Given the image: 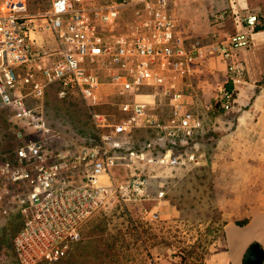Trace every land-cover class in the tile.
I'll list each match as a JSON object with an SVG mask.
<instances>
[{
    "label": "built area",
    "instance_id": "obj_1",
    "mask_svg": "<svg viewBox=\"0 0 264 264\" xmlns=\"http://www.w3.org/2000/svg\"><path fill=\"white\" fill-rule=\"evenodd\" d=\"M176 1L53 0L50 9L38 12L30 10L28 0L0 2L1 103L21 127L45 132L44 107L38 103L57 84L62 96L73 90L86 101L99 133L96 144L76 153L55 151L38 138L4 150L0 139L2 191L18 204L24 219L14 239L19 264H54L71 255L86 222L118 190L112 182L117 150L133 140L136 130L156 132L145 149L132 151L136 159L162 166L198 162L191 152L179 157L171 144L188 142L203 128V121L188 113L181 86L209 55L228 65L218 102L225 111L237 108L240 89L248 84L239 51L253 44L259 16L244 15L235 1L217 11L214 20L223 26L233 16L235 32L217 31L208 44L198 39L187 45L172 11ZM126 10L134 19L125 23L121 16ZM107 85L138 92L150 88L154 103H123L121 109L133 118L112 120L97 110L105 103ZM163 99L171 106L169 122L157 112Z\"/></svg>",
    "mask_w": 264,
    "mask_h": 264
},
{
    "label": "rangeland",
    "instance_id": "obj_2",
    "mask_svg": "<svg viewBox=\"0 0 264 264\" xmlns=\"http://www.w3.org/2000/svg\"><path fill=\"white\" fill-rule=\"evenodd\" d=\"M28 1L32 12L46 11L53 3V0ZM245 3L246 8L242 13L257 14L260 18L257 32H264V0H245ZM221 8L219 10L228 6ZM219 10L210 15L212 25H215V13ZM223 26H227L231 31L235 30L234 17H229ZM212 35L203 43H210ZM262 37L264 42V34ZM259 51L264 55V46L259 48ZM206 60L197 67L204 65ZM242 61L249 73L247 61ZM253 73L262 75L263 78L258 83L264 84V62L259 60ZM104 77L106 78V75ZM193 77L194 74L185 79L181 86L187 99L188 113L192 117L200 118L204 122L215 117L218 110L225 118H237L234 111L217 109L219 96L209 100L212 108H199L197 105L198 108H195ZM60 91L59 85H52L44 100L38 103L44 107L47 124L45 132L21 127L10 108L0 101L1 148L16 149L29 138L42 139L55 151L69 150L72 153L84 146L96 144L99 133L86 101L76 91L71 90L65 96H62ZM258 91L261 89L258 88ZM144 92L147 91L142 89L138 92L106 86L105 103L98 106L97 110L109 114L115 121L131 119L133 115L123 112L121 105L149 101ZM32 104L36 105L37 102ZM158 106L156 108L162 122L171 121L172 110L168 100L163 99ZM155 137L156 132L153 130L138 129L133 140L117 150L120 158L115 160L112 182L118 190L110 196L106 205L86 222L83 238L71 255L54 264H84L90 259L98 261L95 259L97 254L100 250H107L109 246L111 256L104 259V264H148L152 259L158 264H185L184 257L187 252H194V259L186 256L187 264L192 261L195 264L197 259H203L204 264H207L211 255L219 250H227L225 240L220 238V232L223 223L232 220L239 225L253 220L247 227H229L228 238L232 257L239 256L243 245H249L254 240L264 245V185L261 184L264 177L261 178L262 181H258L253 175L239 173L235 160L224 159L222 164L215 166L214 161L207 164L189 162L162 166L132 156V151L145 149L147 143ZM171 145L179 157L186 152H199V147L197 149L193 139ZM142 180H146V184L138 187ZM162 199L170 200L175 206L174 217L166 220L149 213ZM22 222L18 204L11 196L4 195L0 184V244H3L0 250V264H19L14 239Z\"/></svg>",
    "mask_w": 264,
    "mask_h": 264
},
{
    "label": "crops",
    "instance_id": "obj_3",
    "mask_svg": "<svg viewBox=\"0 0 264 264\" xmlns=\"http://www.w3.org/2000/svg\"><path fill=\"white\" fill-rule=\"evenodd\" d=\"M235 1L240 5L243 12L246 8L245 0H177L172 5V11L182 25L187 38L186 44L191 45L192 42L198 39L203 41L210 39L212 33L217 31L222 35L235 32V21V30L233 31L229 30L227 26L217 28L210 23L212 13L217 9H222L221 7L224 5L229 8ZM132 19H134V13L131 10L123 12L122 22L126 23ZM263 34V31H258L254 36L251 48L239 51L238 58L247 61L249 73L248 84L241 87L237 108L234 110L237 118H225L217 110L215 117L206 119L203 122L201 132L193 139L197 149L199 147V152H193V154L198 158V162H201L200 164L214 161L213 165L215 166L219 163L222 164L224 159L235 160L237 161L239 173L253 175L259 179L258 181H262L261 178L264 177V84L259 85L258 82L263 77L262 75H254L253 71L259 60L264 62V55L259 51V48L264 46V44L260 45L264 43L262 42ZM227 72L226 63L217 55H212L204 65L194 69L193 104H195V108H198L197 106L199 108H212L209 100L212 97L219 96L218 87L226 81ZM258 88L261 91H258ZM144 91H147L144 92V95L149 98V102L154 103L153 90L146 88ZM219 105L217 101V109L222 108ZM261 184L264 185V181ZM149 213H157L159 218L167 220L174 217L175 206L172 205L170 200L162 199L158 206ZM252 222L253 220L245 225H239L234 220L227 221V224H225L227 250H219L211 255L207 260V264H244L253 241L249 245H243L241 254L234 258L231 254L228 229L233 225L240 228L247 227Z\"/></svg>",
    "mask_w": 264,
    "mask_h": 264
},
{
    "label": "trees",
    "instance_id": "obj_4",
    "mask_svg": "<svg viewBox=\"0 0 264 264\" xmlns=\"http://www.w3.org/2000/svg\"><path fill=\"white\" fill-rule=\"evenodd\" d=\"M220 104V103H219ZM219 106H221V105H219ZM223 109V108H222ZM224 110V109H223ZM98 138V137H97ZM139 151H141V149H139ZM23 217V216H22ZM23 224H24V219H23V222H22V226H23ZM225 224H227V222H224L223 223V228H222V230H221V232H220V238H222L223 240H226V232H225ZM22 226L20 227V229L22 228ZM20 229L18 230V232L20 231ZM18 232H17V234H18ZM16 234V235H17ZM15 235V236H16ZM2 247H3V244H0V250H2ZM111 247L109 246L108 247V249L107 250H104V251H101L100 250V253L99 254H97V256L95 257V259H98V261H96V260H93V259H90L89 261H86L84 264H104L105 263V261H104V259L106 258V257H108V256H111V254L109 255V253H111ZM187 252V251H186ZM249 253V252H248ZM248 253H247V256H246V259H247V257H248ZM193 254H194V252H187V255H185V257H184V262H185V264H187L188 263V258L186 257V256H188L189 258H193ZM194 259V258H193ZM246 259H245V261H244V263L246 262ZM64 260V259H63ZM201 261H198V259H197V261H194V262H196L195 264H204L205 262H204V260L203 259H200ZM62 261V260H61ZM61 261H59V262H61ZM58 263V262H57ZM43 264H48V263H43ZM191 264H193V261H192V263Z\"/></svg>",
    "mask_w": 264,
    "mask_h": 264
},
{
    "label": "water",
    "instance_id": "obj_5",
    "mask_svg": "<svg viewBox=\"0 0 264 264\" xmlns=\"http://www.w3.org/2000/svg\"><path fill=\"white\" fill-rule=\"evenodd\" d=\"M244 264H264V246L253 242L249 247L248 257Z\"/></svg>",
    "mask_w": 264,
    "mask_h": 264
}]
</instances>
